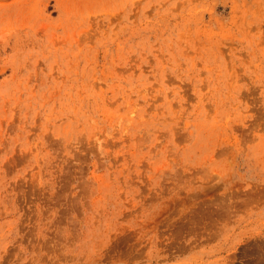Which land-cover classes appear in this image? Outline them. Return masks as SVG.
I'll use <instances>...</instances> for the list:
<instances>
[{
	"label": "rangeland",
	"instance_id": "374dc122",
	"mask_svg": "<svg viewBox=\"0 0 264 264\" xmlns=\"http://www.w3.org/2000/svg\"><path fill=\"white\" fill-rule=\"evenodd\" d=\"M0 264H264V0H0Z\"/></svg>",
	"mask_w": 264,
	"mask_h": 264
}]
</instances>
